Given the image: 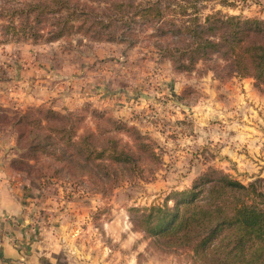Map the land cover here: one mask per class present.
<instances>
[{"label": "trees", "instance_id": "trees-1", "mask_svg": "<svg viewBox=\"0 0 264 264\" xmlns=\"http://www.w3.org/2000/svg\"><path fill=\"white\" fill-rule=\"evenodd\" d=\"M0 8L4 10L0 18L7 19L0 22V33L6 35L57 39L81 32L108 41L121 40L118 35H123L114 27L117 18L110 5L104 6V17L99 15L98 0H21ZM144 9L151 17L161 16L153 13L157 2ZM157 30L181 39L159 47L175 71H192L202 63L223 82L253 78L264 93V19L219 12L193 25ZM1 129L15 133V150L29 151L11 161L15 170L48 177L67 170L66 179L93 183L99 192L152 180L162 162L159 144L137 125L95 108L60 111L31 106L9 119L0 106ZM132 220L165 247L190 251L197 264H264L262 176L246 184L212 168L190 187L171 192L164 202L137 210Z\"/></svg>", "mask_w": 264, "mask_h": 264}, {"label": "rangeland", "instance_id": "rangeland-1", "mask_svg": "<svg viewBox=\"0 0 264 264\" xmlns=\"http://www.w3.org/2000/svg\"><path fill=\"white\" fill-rule=\"evenodd\" d=\"M20 1L0 0V4ZM149 2H157V9H154L153 13L159 12L161 16L155 15V18L147 15L148 11L145 12L144 8ZM107 5L115 12L114 18L117 20L114 27L118 32H123V35H118L121 40H97L81 32L57 39H48L47 35L36 39L29 35H6L1 32L0 86L17 77L16 67H20V62H23L29 67H38L37 75L30 74L28 79L49 78L59 81V86L64 88L68 83L60 76L66 74L63 77L67 78L71 75L72 80L80 79L75 87L86 91L87 95V99L78 101L79 105L74 108L59 109L53 107L52 103L16 108L1 107L9 119L17 118L18 113L31 106L52 107L60 111H78L87 107L113 114L135 124L143 134L159 144L157 149L162 162L157 164L155 178L127 182L113 191L99 192L93 183L66 179L67 170L57 177L38 176L37 171L28 173L25 169L19 171L37 187L38 200L50 199L57 204L53 213L64 211L70 221L75 220L78 215L84 216L80 230L88 235L87 243L92 242L91 238H96L97 252L101 253L104 259L109 261L113 258L121 264H197L190 251L167 248L154 237L138 229L133 223V214L137 210L164 202L173 191L190 187L200 175L212 168L223 170L248 184L258 176L264 177V165L259 172L252 174L239 169L232 162L227 163L225 167L218 166L214 161L215 148L208 143V139L194 137L196 141H183L182 145L177 140L191 136L195 120L189 110L191 105L199 102L203 96V78L213 72L207 70L202 63L192 71H175L170 59L162 55L159 47L181 39L162 36L157 29L159 26L168 29L193 25L203 22L207 15L219 12L264 19V0H98L101 17L105 16L104 6ZM1 10L3 9L0 8ZM132 12L134 13L131 15ZM137 12L140 14L137 15ZM105 21L109 26L108 18ZM0 22H7V19L0 18ZM108 26L103 27L109 29ZM232 79L224 82L217 80L226 83ZM251 79L254 88L264 96L255 86V80ZM176 81L180 82V88H183L181 93L165 89L170 88L171 84L173 86ZM14 82L12 87L18 88L19 83ZM150 92L152 97L155 94V102L150 106L152 110L136 109L129 112L128 117H123L114 110L101 108L95 100L96 97L100 98L99 102L102 103L107 100L105 98L111 99L118 95L126 97L129 94L130 97L134 95L144 101L150 96ZM203 126L201 124L200 129ZM1 130L7 132L6 137L10 132L15 134L9 129ZM176 144H179L184 152L178 150L175 153L174 148L176 150L178 147ZM16 149L19 156L17 158L29 154L25 149ZM185 150H189V153H185ZM45 162L47 160L42 161V164ZM173 202L174 200H170L169 203Z\"/></svg>", "mask_w": 264, "mask_h": 264}, {"label": "crops", "instance_id": "crops-1", "mask_svg": "<svg viewBox=\"0 0 264 264\" xmlns=\"http://www.w3.org/2000/svg\"><path fill=\"white\" fill-rule=\"evenodd\" d=\"M16 70L17 77L0 86V106L4 108L41 103H52L59 109L74 108L79 105L78 101L87 99L86 91L75 87L80 79L72 80L71 75L60 76L68 83L61 88L59 81L49 78L28 79L30 74L37 75L38 67L20 62ZM14 81L19 83L18 88L12 87ZM252 81L251 78L234 77L220 83L208 73L203 78L201 100L193 103L189 110L195 120L194 129L190 137L177 139L181 145L183 141H196L194 137L208 139L215 148L214 161L218 166L225 167L232 162L251 174L259 172L264 165V96L258 93ZM165 89L178 94L183 90L178 81ZM154 97L150 92L144 101L129 94L111 99L104 97L107 100L102 103L100 98L95 100L101 108L128 117V113L136 109L152 110ZM201 124L204 126L200 129ZM6 133L0 130V264H121L113 258L108 261L97 252L96 238L87 243L88 235L80 230L83 215L70 221L64 211L53 213L57 204L52 200H38L35 184L11 165L18 156L16 135L10 132L6 137ZM177 145L175 153L184 152Z\"/></svg>", "mask_w": 264, "mask_h": 264}]
</instances>
